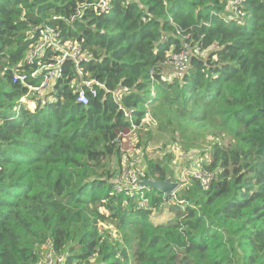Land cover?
<instances>
[{"label":"trees","instance_id":"16d2710c","mask_svg":"<svg viewBox=\"0 0 264 264\" xmlns=\"http://www.w3.org/2000/svg\"><path fill=\"white\" fill-rule=\"evenodd\" d=\"M94 1L0 0V264H38L48 242L66 264H264V0ZM46 25L85 49L88 104L72 60L36 111L21 102L14 72ZM149 111L211 127L210 184L117 188L119 133ZM169 176L149 159L143 179Z\"/></svg>","mask_w":264,"mask_h":264},{"label":"rangeland","instance_id":"374dc122","mask_svg":"<svg viewBox=\"0 0 264 264\" xmlns=\"http://www.w3.org/2000/svg\"><path fill=\"white\" fill-rule=\"evenodd\" d=\"M51 88L45 90L43 94ZM33 94L35 95V92L31 91L30 96ZM142 123L140 126L135 125L132 129L119 133L122 157L115 162L117 180L128 184L127 175H133L137 183H141L146 179H142L139 172L146 173L149 159L154 158L169 166L170 176L168 178L176 183L175 190L182 197L194 173L206 174L205 164L210 162L211 147L216 140L211 127H196L193 123H186L183 134L178 131H164L158 127L157 119L151 111L144 117ZM184 171H190L191 175L184 176ZM101 210L103 211V208ZM169 214L168 208H164L161 212V219L166 220ZM102 231L111 242L113 234L118 237L111 225L105 224ZM46 247L47 245L44 246V251ZM43 253L45 256L47 251Z\"/></svg>","mask_w":264,"mask_h":264},{"label":"built area","instance_id":"2783aa9c","mask_svg":"<svg viewBox=\"0 0 264 264\" xmlns=\"http://www.w3.org/2000/svg\"><path fill=\"white\" fill-rule=\"evenodd\" d=\"M239 0H236L238 2ZM111 0H95L94 7L99 14L108 12L110 10ZM87 57V53L82 44L78 41L71 39L64 40L61 38V33L58 29L50 26H45L39 35V38L31 44L26 55V62L32 66V69L27 72H14V81L28 87V93L21 97V102L32 112L36 111L40 104V97L45 94L43 92L54 86L59 76L62 73L64 63L67 60H72L74 66L72 70L74 72V79L71 84L76 89L77 100L83 104L89 103V94L86 92L84 85L90 87L94 95L97 94L96 88L93 87L94 80L88 76V73L82 66V61ZM176 57V56H175ZM35 79H39L38 83L32 82ZM31 91L35 92L30 96ZM39 96V98H38ZM141 178L145 176L143 171H140ZM184 176H190V171H184ZM203 177V181L206 184H210L213 176L210 174H202L199 172L194 173ZM208 178V179H206ZM128 184L117 180V188L125 186L126 188L133 190L139 186L136 178L133 175H127ZM171 200L177 198V191L174 189L171 192ZM179 202L184 203L185 200L178 199ZM148 203V199L144 198L140 202V206L143 207ZM105 226V223H101ZM46 255L41 258L38 264H66L67 256L64 253H58L51 242H48ZM44 251V252H45Z\"/></svg>","mask_w":264,"mask_h":264},{"label":"water","instance_id":"95a60500","mask_svg":"<svg viewBox=\"0 0 264 264\" xmlns=\"http://www.w3.org/2000/svg\"><path fill=\"white\" fill-rule=\"evenodd\" d=\"M139 185H143L148 188H158L164 191L166 195H169L175 188L176 183L172 181L170 178L165 180H154V179H146L142 181Z\"/></svg>","mask_w":264,"mask_h":264},{"label":"clouds","instance_id":"9594fccd","mask_svg":"<svg viewBox=\"0 0 264 264\" xmlns=\"http://www.w3.org/2000/svg\"><path fill=\"white\" fill-rule=\"evenodd\" d=\"M140 183H138V185H139ZM148 189H150V188H148ZM171 194V193H170Z\"/></svg>","mask_w":264,"mask_h":264}]
</instances>
